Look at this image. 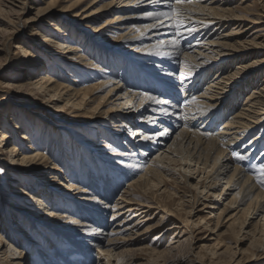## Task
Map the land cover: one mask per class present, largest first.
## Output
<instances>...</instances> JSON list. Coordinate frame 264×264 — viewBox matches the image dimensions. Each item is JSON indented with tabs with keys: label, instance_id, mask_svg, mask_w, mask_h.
<instances>
[{
	"label": "bare ground",
	"instance_id": "6f19581e",
	"mask_svg": "<svg viewBox=\"0 0 264 264\" xmlns=\"http://www.w3.org/2000/svg\"><path fill=\"white\" fill-rule=\"evenodd\" d=\"M18 1L0 0V11L2 8H6L5 11L9 12H12L11 10L14 11L15 8L21 10V8L14 6V3H18ZM60 1L62 0L43 1V6H39L36 9L34 26L37 27L32 30L31 36H37L41 32L48 33L50 30L41 29V24H47L51 27V31L53 32L51 34L55 33L57 37L49 35L50 33L43 35L42 43L49 45L48 42H54L59 37L55 43L63 51L62 55L64 56L60 60L62 63L69 62V56L76 55L73 58L75 60L73 65L71 64L72 68L77 65L85 68V70L87 68L94 69L108 75L110 72L107 70L102 71L99 68L100 66L97 67L95 59L91 55L88 57L84 53V50H82L83 48L81 49V47L77 46V43L79 44L81 39L80 37L77 43H74V36L71 38L73 39L71 44L67 42L66 38L74 32H71L70 27L68 28L64 25L68 21L80 18L77 26L81 30H85L91 24H96L100 20L107 18L103 24L91 30L92 35L89 37L95 42H102L103 44L100 48L108 55L110 53L113 56L118 54L117 56L123 57L126 60L124 69L127 70V74L126 80H124L128 85H137L138 90L127 86L128 88L124 89L125 91L118 97L116 95L119 91L118 87L110 86L109 83L111 81L107 82L106 80H100L92 87L77 90L70 89L71 86H63L62 84V81L66 80V74L65 77L62 76L64 74H61L59 76L61 79L57 81L53 79V72L51 71L49 72L52 73V76L46 71V74L38 75L33 83H27L26 86L37 90L39 93L41 92L43 97L51 100V103L62 102L63 96H67L64 107L70 104L69 106L73 112L79 110L85 111L86 106L96 100L95 96L105 92L107 87L111 88H108L109 91L103 97L104 100L107 98L112 100L117 97L114 101H119L118 108L132 105L133 107L125 109L129 110L125 117L118 115H111L110 117L111 121H116L113 123L116 124L115 128L117 131L113 130V133H120L122 132L120 131L122 128L127 127L132 134L129 141L134 140L129 144L128 148H130V152L119 153L124 159L122 166L125 168V175L128 178L129 184L125 195H122V203L116 202L114 206L110 207L116 187L111 178L106 179L105 186L101 191L103 193L102 198H95L97 203H95L94 198L93 200H90V198L84 199L86 203L97 204L98 210L93 212L95 215L90 214L92 206L86 208L83 205H79L83 212L82 218L84 219L85 217L87 219L86 217H88L91 220V224L73 218L70 219L76 225L73 228L70 225L73 226L74 224L63 220L67 218L66 214L55 218L57 215L53 209L45 207L44 210L42 196H45L46 192L44 189H39L37 191L38 195L35 196L37 211L23 209V221H29L27 224L24 222L25 226L35 229L38 231L37 233H53L60 238H67L70 243L75 245V249L72 247L66 248L69 249L68 254L56 250L57 256L61 260L60 263L58 261L59 264H86V261L90 262V255L94 251V248L90 247L92 242L98 249L109 247L110 240L108 238L111 234L120 232V230L116 229L118 228L117 226H121L119 224L115 225L116 223L113 220L120 218L125 214V211L126 214L131 213V219L128 222L133 219L138 220L135 224L137 227L150 220L149 218L145 219L146 216H144L148 213V210L164 209V211L167 210L169 212L170 199L168 197L167 199L161 197V200L164 199L166 201H158L159 196L157 193L160 190H157V187L163 182L166 183L164 179L162 180V175H160L167 170L164 165L169 166L173 163H179L181 165L179 169L182 171L181 178L184 180L185 186L192 189L193 184L191 181H195V176H197L196 181L199 179L194 186L197 189V193L192 196V199H194L192 201L193 208L190 212L186 213L192 214L205 198L207 200L208 194L211 191L218 190L217 186L224 180L226 181L225 185L222 186L221 192L215 193V197L219 199L228 191H231V197L225 199L227 201L225 204L223 203L224 205L222 204V208L216 209L217 214H215L217 216L215 215L216 217H214L213 215L211 217L216 219L214 229L219 227L225 228L226 225L227 231H230L233 226L240 223V230L236 237L237 244L242 242L240 241V237L243 229L251 228L249 232L243 234L254 236L257 232H260V237L262 238L261 245L263 246L264 167L259 168L258 171H253V166L250 167L251 165H248V167L245 162L248 160L253 162L255 156L253 150H256L253 148H257L256 145L264 142L262 133L254 135L260 127H264V81L259 85L257 90H254L255 88L252 89L253 91L246 96L233 118L229 119L225 124L222 125L221 122H217V120L213 119L215 117L213 115L218 110H222V107L225 105H228L229 108L233 106V109H236L238 107L237 93L241 91L240 84L248 81L252 77L253 72L257 76L262 75L261 73L264 71V59L257 60L258 54H250L251 50H257L260 47V43L256 44L252 40L249 43L246 41V43L229 44L226 41L233 36H243L247 31L254 29V27L248 26L243 31V23L246 22L257 26L261 24V22L258 23L257 21L264 19V17L247 20L246 18L249 16H237L235 10L229 8L232 0H191V2L185 0L181 4H177L176 0H93L86 7L82 5L88 0H67L66 2L69 3L68 7H61ZM1 2L9 6L4 7V3L2 4ZM99 3L102 6L92 10ZM81 6L82 13L85 15H80L81 17L78 14L73 15ZM247 7L245 6L244 9L247 10ZM174 8L180 13L179 19L181 23L179 25L177 24L176 13L172 11ZM247 12L252 13L250 10H247ZM157 13H163V15H156ZM57 16H61L63 23L59 21L60 19ZM256 17L259 16L257 15ZM235 22H241L238 23L237 27L239 30L237 31H243L242 33L228 32L226 34V32L224 35L218 33L220 30H222L220 31L222 33L231 26L236 25ZM215 35H217V39H210ZM262 48L264 49V47ZM15 49L24 56V60L25 57L26 59L31 57L40 60L39 49L36 50L35 47L32 48L24 42L19 43ZM29 49H33L35 54ZM43 60L45 59L43 58ZM49 62L54 66L55 70L62 72L65 68L70 69V67H66L67 64H58L51 57L48 58ZM228 62L234 63L235 66L233 70L226 73V69L224 71L222 68L226 67V63ZM218 66L220 69H217V72L214 69ZM111 84L114 85L115 82ZM22 87L23 85H15L16 89H21ZM1 88L4 87L0 83ZM0 92L3 91L1 90ZM54 106L56 107V105ZM64 107H57V110L60 111ZM96 110L95 108L94 111ZM108 113L113 114V111H109ZM15 117L14 114L8 118L12 127L8 125L5 127L0 124V161H5L9 167L28 166L37 172L46 170L49 157L47 158L40 150L34 149L32 143H27L29 144V148L27 149L29 152L18 149V139L15 140L11 134L13 131H19L22 128L14 121ZM211 117L212 119H210ZM32 135L29 134L27 141L33 139ZM251 137L253 138L251 139ZM24 139H26L25 136L19 137V140ZM247 139H251V141L247 143ZM127 143L129 142L127 141ZM101 147L109 148L110 145L105 144ZM156 147L161 153L154 157V161L147 163L146 157H150L151 152ZM233 151L241 153V156L244 157L242 159L243 162L231 159L230 152L232 153ZM144 160V166H142V161ZM257 161L264 166V154L260 155ZM10 170L12 171V169ZM171 170L173 171V169ZM174 172H176L175 169ZM44 174L42 177H44ZM158 177L161 179L160 181H158ZM8 182L15 185L18 179L13 176ZM39 188H42V185H39ZM66 188L74 192L79 189L71 181H68ZM138 190L141 193H137V197L141 198L140 195L142 194V196L152 194V201L147 202L144 198V200L140 201L126 197L127 194L133 195ZM154 191H156L155 194L153 193ZM206 192L207 194L205 195ZM173 195L177 196L178 194ZM106 197L111 198L109 203H107L109 199ZM169 197L171 196L169 195ZM103 198L108 201L104 203ZM79 199V197L78 199L75 197L73 202L78 203ZM179 200L181 203L183 202L181 197ZM104 206L107 207L105 208ZM41 208L44 210L45 219L39 222L33 216H38L40 214L38 211L42 210ZM122 208L126 210L121 212L116 211ZM207 208L205 204V209ZM110 211H112L113 216L111 215L112 220L108 221L106 216ZM260 213L262 215L257 219ZM253 216H256L255 223L250 222ZM40 218L43 219V217ZM162 218H164L163 215H161ZM241 218L242 221L240 222ZM125 222L127 223L126 220L122 223ZM200 222L202 223L203 221L201 220ZM24 224L22 223L19 227H22ZM177 225L174 223L172 228H178ZM20 229L22 230V228ZM125 230H130V228L128 227ZM44 231L46 232L44 233ZM109 231L111 232L108 235ZM3 241L0 234V264H35L31 263L33 260L27 259L26 255L22 254L23 252H19L17 248L16 251L12 244H9V248L3 251L5 244ZM14 250L16 253L13 252ZM168 250L165 249V251ZM108 251L107 254L109 253ZM40 254L43 255V253ZM80 255L85 257V259L81 261L77 260V257ZM213 255H216V253ZM112 257V255H109L107 258ZM43 261L45 264H53L54 262L49 261L46 257L43 258Z\"/></svg>",
	"mask_w": 264,
	"mask_h": 264
},
{
	"label": "rangeland",
	"instance_id": "374dc122",
	"mask_svg": "<svg viewBox=\"0 0 264 264\" xmlns=\"http://www.w3.org/2000/svg\"><path fill=\"white\" fill-rule=\"evenodd\" d=\"M43 1L47 0H19L18 3H14V6L21 8V10L15 8L14 11L11 10L12 12H9L7 10L5 11L6 8H2L3 10L1 9L0 11V83L4 87L0 89V91H3L0 92V124L5 127L6 125L12 127L8 118L15 114L16 117L14 121L20 125V128H22L19 131H13L11 134L15 140L18 139V149H21V151L24 152H29V150H27L29 148V144L27 143L30 142L34 145V149L40 150L47 158L49 157L48 159L50 161V163L49 161L47 162L48 165L46 166V170L40 172L34 171L32 167L28 166L9 167L5 161H0V234L2 240H4L3 243H5L3 251H6V249L9 248L8 245L12 244L15 250L17 248L19 252H23L22 254L26 255L25 257L27 259H30V261L33 260L31 263L45 264L43 258L46 257L49 261H54L53 264H59L61 260L58 258L56 250L68 254L69 249L66 248L72 247L75 249V245L70 243L67 238H60L53 233H45L46 231H44L45 234L40 232L37 233L38 231L35 229H31L29 226L26 227L25 224L29 221H23V209L26 208L31 211H37L35 196L38 195L37 191L39 189H44L46 192L45 196H42V200L44 201V210L45 207L53 209L57 215L55 218L66 214L67 218H64L63 220L69 221L72 224L74 223L73 221H70V219L73 218L91 224V220L88 217H86L87 219H85V217L84 219L82 218L83 212L81 211L79 205H83L86 208H90L92 206L90 214L95 215L93 212L98 210V206L95 204L97 202L95 200L102 198L101 196L103 193H101V191L105 186L106 179L109 178L114 181L116 191L112 196V204L110 202L111 198L109 199L107 197L106 198L109 199V201L103 198V202H110V207L114 206L116 202L119 204L122 203V195H125L128 190L127 186L129 181L125 175V168L122 166L124 159L119 153L130 152L131 150H129L130 148L128 147L130 142L132 143L134 140L132 139V141H129L132 134L127 127L122 128L120 130L122 132L120 133H113V130L117 131L115 128L116 124L113 123L116 121H111L110 117L111 115L125 117L126 113L129 111L125 109L133 106L128 105L125 107L122 106L123 108H118L119 101H114L117 97L112 100H109L108 98V100H104L103 97L111 88L107 87V89L105 88V92L95 96L96 100L87 105L85 111L79 110L77 112H73L69 106L70 104L64 107L67 96H63L62 102L51 103L49 98L43 97L41 92L39 93L37 90L26 86V84L33 83L38 75L46 74V71H51L53 72V76L51 72H49L50 75L57 81L61 79L59 78L61 74H64L62 75L64 77L66 74V80L63 79L64 81H62V84L63 86H71L70 89L77 90L80 88L92 87L100 80H106L107 82L111 81L109 83L110 86H114L115 88L118 87L119 91L116 95L119 97L121 93L125 91L124 89L128 88L127 86L135 90H138V88L137 85H128L125 81L127 70L124 69V65L126 60H124L123 57L117 56L118 54L116 56H113L111 53L108 55L100 48L103 44L102 42H95L91 37H89L92 35L91 30L103 24L107 18L100 20L96 24H91L89 28L85 30H81V28H78L77 26V22L80 18L68 21V23L64 22V25L68 28L70 27L71 32H74L72 35H69L70 37L68 36V38H66L67 42L71 44L73 42V39L71 38L74 36V43H77L80 37L81 39L79 44L77 43V46L81 47V49L83 48L82 50H84V53H86L88 57L91 55V57L95 59V63L98 65L97 67L100 66L99 68H101L102 71L107 70L110 72L108 75L94 69L87 68L85 70V68H81L77 65H75V67L73 66V69L72 65L75 61L73 58H75L76 55L69 56V62L62 63L60 60L61 57L64 56L62 55L63 51L55 43L59 37L54 40V42H48L49 45L42 43L43 35H48L50 33L49 35L57 37L55 33L51 34L53 32L51 31V27L47 24H41V29L46 31L50 30L48 33L41 32L37 36H31V33L33 32L32 30L37 27L34 26L35 11L39 6H43ZM66 1L67 0L60 1V6L68 7L69 3ZM92 1L93 0H88L82 6L86 7ZM1 3L3 4L4 2ZM105 3L107 2L105 1ZM3 6L8 7L9 5L4 3ZM82 6L79 7L73 15H85L82 13ZM101 6L102 4L99 3L92 10L98 9ZM245 6H248L247 10H250L252 12L251 14L244 9ZM229 8L234 9L235 14L239 17L249 16V19L246 18L247 20L264 17L263 0H232ZM257 15L259 17H256ZM57 17L60 19L59 21L63 23L61 16ZM257 22H261V24L253 26L250 23L242 22L244 25L243 31H245V28L248 26H252L254 29L247 31L243 36H233L230 39H227L228 41L226 42L232 44L242 42L246 43L247 41V43H249L253 40L256 44L260 43L261 48L259 47L257 50H251L250 54H258L257 60H262L264 59V49L262 48L264 47V19H260ZM238 23L241 22H235L236 25L231 26L228 30L222 33L220 32L222 30L217 31L222 35L226 32V34H228V32L242 33L243 31H237L239 30L237 27ZM216 36L217 35L210 39L213 40ZM21 42L28 44V46L32 48L35 47L36 50L39 49L40 60L31 57L28 59L25 57L24 60V56L15 49V47ZM29 50L35 54L33 49ZM50 57L54 61L56 60L58 64H67L66 67H70V69H63V73L59 70V73V71L55 70L54 66L50 64V62L48 63V58ZM43 58L45 60H43ZM231 64V62L226 63V67L222 68V70L225 71L226 69V73L230 72V70H233L235 66L234 63L232 65ZM217 69L219 70L220 67L218 66L214 70L218 72ZM254 73L255 72H253L252 77L249 79L250 81L248 80L244 82V84H240V89L241 91L243 90V92L236 88L237 91H239L237 93L238 107L233 109V106L229 108L228 105H225L222 107V110H218L213 115L215 116L213 119L217 120L219 123L221 122L223 125L229 121V119L233 118L237 109L241 107L246 96L251 94L253 91L252 89L255 88L254 90H257L259 85L264 81V71L261 73L263 76H257ZM109 78H113L114 80ZM137 80H139V78H137ZM127 81H129V79H127ZM112 82H115V84L112 85ZM117 82L120 84H117ZM15 85H23V87L21 89H16ZM98 104L99 106L97 107ZM54 105H56V107ZM57 107H64V109H60L59 111L57 110ZM95 108L97 109L96 111H94ZM109 111H113V114H109ZM210 119H212V117ZM260 133H262L264 139L263 126L260 127L254 135ZM29 134H33V139L31 141H27ZM21 136H25L26 139L19 140V137ZM252 138L253 137H251V139ZM251 139H247V143H249ZM127 141L129 143H127ZM105 144L110 145V147H101ZM256 146L257 148H253L256 150L252 149L255 155L253 162L250 160L245 162L247 166H253V171H258L259 168L262 167V165L257 161V158L264 154V142ZM157 149L158 148L156 147V149L151 152L150 157H146L147 163H149V161H154V157L161 153ZM230 155L232 160L235 159L243 162L242 159H237V155L241 156L239 151L230 152ZM144 162L145 160L142 161V166H144ZM55 166L57 167V170ZM180 166L181 165L179 163H173L169 166L164 165L167 170L160 174L162 175V180L164 179L166 183L163 182L161 184L162 186L158 185L157 190H160V192L158 191L157 194L159 197H157L158 201L164 200H161V197L166 199L168 197L170 199V208L168 209L169 212L167 210L164 211V209L148 210V213L144 216H146L145 219L149 218L150 220L137 227L135 224L138 220L133 219L128 222V220L131 219V213L129 212L126 214L125 211L124 215L113 220L116 223L115 225L119 224L121 226H117L118 228L116 229L120 230V232L118 231L117 233L111 234L108 238V240H110L109 247L98 249L92 242L90 247L94 248V251H92V254L90 255V262L86 261V264H264V245H261L262 238L260 237V232H257L254 237L243 234L249 232L251 228L243 229V233L240 237V241L242 242L237 244L236 237L240 230V223L233 226L230 231H227L226 225L225 228L219 227L214 229L216 219L211 217L213 215L216 217V209L222 208V204H225L227 201H225V199H229L231 197V191L225 192V194L219 199L215 197V193L221 192L222 186L225 185L224 183H226V181L223 180L221 184L217 186L218 190L211 191L208 194L207 200L205 198L201 204L196 207L192 214L186 213L188 211L190 212L193 208L192 201L194 199H192V196L197 193V189H195L196 187L194 188V186L197 184L199 179L196 181L197 176H195V181H191L193 188L189 189L185 186L184 180L181 178L182 171L179 169ZM10 169H12V171ZM171 169H173V171ZM174 169L176 172H174ZM43 174L44 177H42ZM13 176L18 179V182L15 183V185L8 182V180ZM160 180L161 179L158 177V181ZM68 181L73 182V184L79 187L80 190L76 188L77 193L73 190H68L66 188L68 186ZM39 185H42V188H39ZM137 193H141V191H135L133 195L127 194L126 197L128 199L134 198L140 201L144 199H146L145 201L147 202L152 201V194H148L147 196H142V194L140 195V198L137 197ZM153 193L155 194L156 191ZM173 194H178L181 199H183V202H180V197L178 198V195L176 196ZM206 194L207 192L205 195ZM169 195L171 197H169ZM75 197L77 199L78 197L80 198L77 201L78 203L73 202ZM85 198H90V200H93L94 198L95 203H86L84 200ZM205 204L208 207L207 209H205ZM107 206L104 207L106 208ZM124 206L126 207V205ZM122 209H117L116 211L121 212L126 210L124 208ZM44 210H39L38 212H40V214L33 217L37 221L41 222L45 219ZM111 215L113 216L112 211H110L106 216L108 221L112 220ZM161 215H163L164 218L161 219ZM261 215L262 214L260 213L257 219H259ZM40 217H43V219ZM242 218L240 219V222L242 221ZM255 219L256 216H253V219H251L250 222L255 223ZM124 220H126L127 223H122ZM201 220L203 221L202 223L200 222ZM22 223L24 225L19 227ZM174 223L178 224V228H172ZM70 226L73 228L76 225L74 224L73 226ZM128 227L130 230H125ZM110 232L111 231L108 232V235ZM165 249L169 250L165 251ZM15 250L13 251L14 253H16ZM107 251L109 252L108 254ZM163 251L165 252L162 253ZM40 253H43V255ZM214 253H216V255H213ZM109 255H112L113 257L107 258ZM78 259L81 261L84 260L85 257L80 255L77 257V260Z\"/></svg>",
	"mask_w": 264,
	"mask_h": 264
},
{
	"label": "snow or ice",
	"instance_id": "6c2138e0",
	"mask_svg": "<svg viewBox=\"0 0 264 264\" xmlns=\"http://www.w3.org/2000/svg\"><path fill=\"white\" fill-rule=\"evenodd\" d=\"M185 2V0H176V3L177 4H181V3H184ZM187 2H191V0H187ZM172 11L174 12V13H176V16H177V24L179 25L180 23H181V21H180V19H179V16H180V13L178 12V10L177 9H172ZM156 15H163V13H157ZM191 31V30H190ZM161 134H163V133H161ZM237 159H244V157L243 156H240V155H237ZM262 167H264V166H262Z\"/></svg>",
	"mask_w": 264,
	"mask_h": 264
}]
</instances>
